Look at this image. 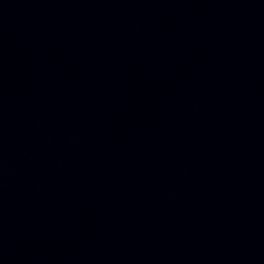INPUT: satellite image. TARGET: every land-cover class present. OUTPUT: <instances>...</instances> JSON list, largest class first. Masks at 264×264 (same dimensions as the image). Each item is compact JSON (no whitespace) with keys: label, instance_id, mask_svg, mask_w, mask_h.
Segmentation results:
<instances>
[{"label":"water","instance_id":"water-1","mask_svg":"<svg viewBox=\"0 0 264 264\" xmlns=\"http://www.w3.org/2000/svg\"><path fill=\"white\" fill-rule=\"evenodd\" d=\"M0 264H264V214L0 110Z\"/></svg>","mask_w":264,"mask_h":264}]
</instances>
